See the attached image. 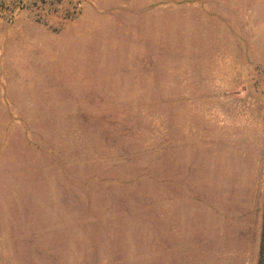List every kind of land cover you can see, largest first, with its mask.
<instances>
[{"label": "rangeland", "instance_id": "1", "mask_svg": "<svg viewBox=\"0 0 264 264\" xmlns=\"http://www.w3.org/2000/svg\"><path fill=\"white\" fill-rule=\"evenodd\" d=\"M264 0H0V264H258Z\"/></svg>", "mask_w": 264, "mask_h": 264}, {"label": "trees", "instance_id": "2", "mask_svg": "<svg viewBox=\"0 0 264 264\" xmlns=\"http://www.w3.org/2000/svg\"><path fill=\"white\" fill-rule=\"evenodd\" d=\"M258 264H264V215H263L261 248H260V256H259V263Z\"/></svg>", "mask_w": 264, "mask_h": 264}]
</instances>
